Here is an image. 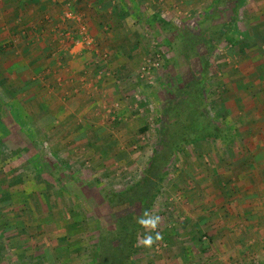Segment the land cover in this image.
Instances as JSON below:
<instances>
[{"label": "rangeland", "instance_id": "obj_1", "mask_svg": "<svg viewBox=\"0 0 264 264\" xmlns=\"http://www.w3.org/2000/svg\"><path fill=\"white\" fill-rule=\"evenodd\" d=\"M23 1L0 0V229L15 233L9 249L0 237V264L94 261L102 189L140 180L171 98L162 85L201 69L180 35L223 24L233 42L212 54L208 114L236 136L179 155L151 210L163 239L144 247L143 228L133 261L264 264V0L238 12L232 0Z\"/></svg>", "mask_w": 264, "mask_h": 264}, {"label": "trees", "instance_id": "obj_2", "mask_svg": "<svg viewBox=\"0 0 264 264\" xmlns=\"http://www.w3.org/2000/svg\"><path fill=\"white\" fill-rule=\"evenodd\" d=\"M242 1L232 0L236 12ZM156 19L162 25L168 23L158 15ZM230 31L229 26L223 24L218 27L217 33L188 32L180 35L181 45L177 47L184 61L189 63L198 56L201 69L193 79L182 82V77L177 74L174 81L162 85L166 87L165 91L171 98L162 103L158 140L140 180L123 189L107 187L102 189L101 198L107 204L110 216L106 223L97 219L96 256L91 264H135L133 257L139 247L143 229L136 224V217L145 210L151 211L156 200L164 193L165 186L171 180V169L179 155L187 148L199 149L204 141L226 144L235 138L236 130L233 126L229 123H226V126L222 125L212 118L213 116L208 114L207 104V79L212 66V54L223 41L233 42ZM202 44L205 46L204 55L198 52V47ZM171 46L175 47L173 42ZM167 60L168 63L173 62L170 59ZM176 73H179L177 69H172L168 76L172 77ZM6 111L7 114L14 116L13 111L10 112L7 109ZM147 128L145 127L143 131ZM6 131L10 135V130L6 129ZM15 132L19 134L16 127ZM246 163L250 162L246 161ZM82 201L85 205L86 201ZM2 225L0 237L5 248L9 249L10 241L15 233L6 232L12 226L8 221H4ZM20 228L25 231V226Z\"/></svg>", "mask_w": 264, "mask_h": 264}, {"label": "clouds", "instance_id": "obj_3", "mask_svg": "<svg viewBox=\"0 0 264 264\" xmlns=\"http://www.w3.org/2000/svg\"><path fill=\"white\" fill-rule=\"evenodd\" d=\"M160 223L161 217L148 210L143 211L136 217V224L146 230L142 239L144 247L151 248L163 239L161 232L158 231Z\"/></svg>", "mask_w": 264, "mask_h": 264}, {"label": "crops", "instance_id": "obj_4", "mask_svg": "<svg viewBox=\"0 0 264 264\" xmlns=\"http://www.w3.org/2000/svg\"><path fill=\"white\" fill-rule=\"evenodd\" d=\"M49 3L50 2L48 0H32V1L31 0H24L23 2H19V4L21 5L22 9H24V8L29 9V8H31L32 5L40 6V7H43V8L51 7L49 5ZM41 5H45V6H41ZM79 5H80V2L77 4V6H79ZM95 8H97V6ZM91 24L95 27V30L98 31L97 28H96V25L93 23V21H91ZM250 163H252L254 165L256 164L253 161H251Z\"/></svg>", "mask_w": 264, "mask_h": 264}]
</instances>
